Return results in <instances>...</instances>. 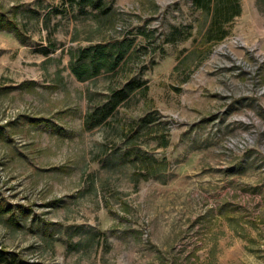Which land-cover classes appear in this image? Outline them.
Masks as SVG:
<instances>
[{
    "label": "rangeland",
    "instance_id": "374dc122",
    "mask_svg": "<svg viewBox=\"0 0 264 264\" xmlns=\"http://www.w3.org/2000/svg\"><path fill=\"white\" fill-rule=\"evenodd\" d=\"M240 3L209 42L192 0H112L105 22L0 0L24 38L0 28V264H264V0ZM112 36L143 66L147 94L121 116L155 118L168 144L134 142L168 160L164 179L101 162L127 128L83 127L114 79L79 80L69 50Z\"/></svg>",
    "mask_w": 264,
    "mask_h": 264
},
{
    "label": "trees",
    "instance_id": "16d2710c",
    "mask_svg": "<svg viewBox=\"0 0 264 264\" xmlns=\"http://www.w3.org/2000/svg\"><path fill=\"white\" fill-rule=\"evenodd\" d=\"M66 2L71 8L89 13L97 22H105L112 17V0H66ZM192 5L210 16L205 31V38L209 42L224 39L229 33L227 24L241 13L240 0H192ZM88 8L91 9L87 10ZM0 28L12 30L18 39L24 41L17 21L11 18L3 19L0 16ZM131 45V40L112 36L70 48L68 65L79 80L84 81L99 74H107L114 79L112 85L101 95L100 100L89 96L91 105L83 116V127L90 130L107 125L113 130L118 127L121 133L127 128L129 133L119 136L122 139L117 142L121 143L119 151L105 154L100 158L101 162L104 165H119V163L129 165L133 169L134 181L140 178L164 179L169 165L168 160L149 155L148 151L141 147L142 143L134 142L143 130L149 131L152 138L158 139L157 146L168 144L164 134L159 137L154 133L155 118L149 113L138 117L131 115L129 119L121 116L123 109H129L134 102L139 101L140 97H145L148 91L147 80L142 76L143 66L138 72L130 66ZM42 47L44 54L50 52V47ZM123 119L124 122L121 123ZM7 211L6 204L0 201V214Z\"/></svg>",
    "mask_w": 264,
    "mask_h": 264
}]
</instances>
